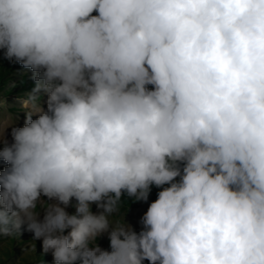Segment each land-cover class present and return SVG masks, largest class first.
<instances>
[{"label":"clouds","instance_id":"9594fccd","mask_svg":"<svg viewBox=\"0 0 264 264\" xmlns=\"http://www.w3.org/2000/svg\"><path fill=\"white\" fill-rule=\"evenodd\" d=\"M0 52L34 81L23 125L0 118V239L23 226L53 264H264V0H0Z\"/></svg>","mask_w":264,"mask_h":264},{"label":"rangeland","instance_id":"374dc122","mask_svg":"<svg viewBox=\"0 0 264 264\" xmlns=\"http://www.w3.org/2000/svg\"><path fill=\"white\" fill-rule=\"evenodd\" d=\"M31 77L32 72L29 69L9 62L3 58L2 52H0V102H3V107L0 108V114H2L0 118L7 120L11 114L16 117L18 126L23 125L24 113L19 110L17 98L31 91L34 86ZM6 166L0 161V170ZM158 191L159 189L153 187L149 203L157 198ZM122 201L124 205L121 208V215L126 214L125 220L139 230L140 218L147 211L148 204L135 202L133 198L126 195L122 197ZM92 210L93 212L97 211L95 205H92ZM67 211L74 213L75 209L69 207ZM99 243L101 247L108 248L106 238L101 239ZM0 264H53V258L51 254H43L42 242L33 241L32 233L25 231L22 226L18 236L0 239Z\"/></svg>","mask_w":264,"mask_h":264}]
</instances>
